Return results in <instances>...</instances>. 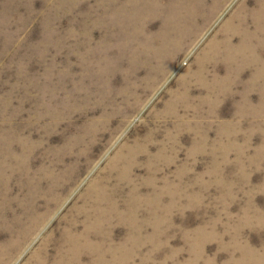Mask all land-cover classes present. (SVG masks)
<instances>
[{
    "label": "rangeland",
    "instance_id": "1",
    "mask_svg": "<svg viewBox=\"0 0 264 264\" xmlns=\"http://www.w3.org/2000/svg\"><path fill=\"white\" fill-rule=\"evenodd\" d=\"M0 264H264V0H0Z\"/></svg>",
    "mask_w": 264,
    "mask_h": 264
},
{
    "label": "bare ground",
    "instance_id": "2",
    "mask_svg": "<svg viewBox=\"0 0 264 264\" xmlns=\"http://www.w3.org/2000/svg\"><path fill=\"white\" fill-rule=\"evenodd\" d=\"M252 39V38H251ZM249 260V259H248Z\"/></svg>",
    "mask_w": 264,
    "mask_h": 264
}]
</instances>
